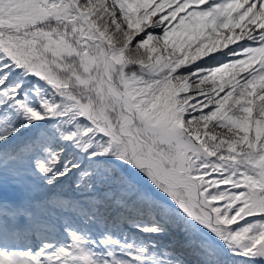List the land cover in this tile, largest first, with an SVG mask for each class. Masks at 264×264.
<instances>
[{"label": "snow or ice", "instance_id": "6c2138e0", "mask_svg": "<svg viewBox=\"0 0 264 264\" xmlns=\"http://www.w3.org/2000/svg\"><path fill=\"white\" fill-rule=\"evenodd\" d=\"M5 176L0 264H264V0H0Z\"/></svg>", "mask_w": 264, "mask_h": 264}, {"label": "trees", "instance_id": "16d2710c", "mask_svg": "<svg viewBox=\"0 0 264 264\" xmlns=\"http://www.w3.org/2000/svg\"><path fill=\"white\" fill-rule=\"evenodd\" d=\"M107 167H112V166L108 165ZM142 183L146 187H149V188L151 187L150 185L147 184L146 181H142ZM98 187L101 188L102 191L96 193L95 194L96 196H103L105 193H107L109 196H111L113 194V192L110 191L108 188H106L104 185H98ZM0 192H4L5 194L8 195L7 197H10V198L15 197V196H19L22 199H24V196H25V193H24L23 189L21 188V186L18 185L17 183H15L14 179L11 176H5L3 178H0ZM43 194H46L49 199H53L57 195H60V194L64 195L68 199L75 200V201H82V200L88 199L87 195H85L82 190L76 189L75 178L61 179L58 182H56L54 186L39 188L34 193H32V195L37 196V197H39ZM120 195H129L130 196L131 193L125 194L123 192H120ZM118 199H119V197H118ZM115 206H116V204L114 202L112 208L106 214L107 215H115ZM66 218L72 219V220L76 219V217L72 213L66 214ZM133 219L147 223L149 221L150 217L147 214H141L139 216H136V214L134 213ZM133 219H129L121 225L122 235L128 236L130 239H156L162 244H171L173 246L175 245V237L172 235H169L166 237L148 238V237H144L143 235L138 234L134 231H129V227L133 223ZM125 225H127V226H125ZM92 231L94 233H96L95 238H97V239L102 238L99 236V232L102 231V226H101V228H93ZM206 236H207L206 233H201V232L195 233L193 236V243L194 244L201 243L200 238H203ZM208 239L210 242V238H208ZM184 257L188 261V264H198V261L200 259L198 252L194 251L192 246H185Z\"/></svg>", "mask_w": 264, "mask_h": 264}]
</instances>
